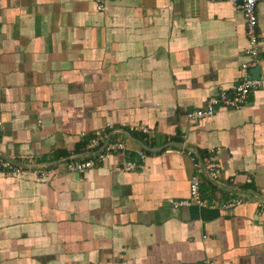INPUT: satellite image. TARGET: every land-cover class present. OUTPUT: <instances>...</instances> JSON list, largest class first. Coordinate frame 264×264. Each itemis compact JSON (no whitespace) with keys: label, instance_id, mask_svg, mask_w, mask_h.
<instances>
[{"label":"crops","instance_id":"1","mask_svg":"<svg viewBox=\"0 0 264 264\" xmlns=\"http://www.w3.org/2000/svg\"><path fill=\"white\" fill-rule=\"evenodd\" d=\"M257 14L261 84L191 121L241 77L230 0H0V154L28 165L0 169V264H264V1ZM96 129L125 153L67 171ZM205 157L221 167L217 184L200 174L202 197L244 203L173 206Z\"/></svg>","mask_w":264,"mask_h":264},{"label":"built area","instance_id":"2","mask_svg":"<svg viewBox=\"0 0 264 264\" xmlns=\"http://www.w3.org/2000/svg\"><path fill=\"white\" fill-rule=\"evenodd\" d=\"M241 11L244 21V31L247 39V47L244 51V58L240 63L241 77L240 80L232 85L230 88H220L216 95H213L205 100L203 106L191 111L187 116L189 120L203 119L213 116L215 107H224L228 109H237L242 107L248 95L259 87L261 81L259 78L253 77L251 69L257 64L258 55L260 51V36L258 33V14L257 5L264 0H230ZM103 6L98 3L97 9L101 10ZM105 127L111 128L110 123H106ZM130 132H140L145 136L151 134V128L142 123H135L128 126ZM85 132H81L84 135ZM107 135L103 129H96L88 138L86 143V149L92 152L83 159H71L65 161V169L69 172L83 173L94 164L102 163L108 159L114 153L124 154L126 146L119 140H108ZM140 160L143 162L145 159L144 151H138ZM193 160L194 172L191 175L189 182V195L179 201H171L174 207L189 206L191 204L204 205L207 204L210 207H220L221 209H229L239 204L244 203L246 200L244 197H230L222 202H218L216 199L210 201L204 199L200 191V174L205 175L217 184V180L220 178V163L212 157L202 158L200 161ZM141 161H131L128 159H122L115 167L120 171H133L138 167H142ZM0 169L7 171L11 174H18L22 171V167L13 163L10 159L3 157L0 154ZM37 175L41 176L43 172L36 170ZM257 211L264 216V201L257 200L255 202ZM207 264H213L208 262Z\"/></svg>","mask_w":264,"mask_h":264},{"label":"water","instance_id":"3","mask_svg":"<svg viewBox=\"0 0 264 264\" xmlns=\"http://www.w3.org/2000/svg\"><path fill=\"white\" fill-rule=\"evenodd\" d=\"M258 73H259V67H258V65H255L252 69H251V74H252V76L253 77H256V78H259V77H257L258 76ZM121 132H123L127 137H130V138H132L131 137V135L128 133V132H126V131H121ZM109 140V137H107V139L105 140V143L107 142ZM142 147L143 148H145V149H147V150H150V151H156L157 150V148H148L147 146H145L144 144H142ZM68 160H71V159H74V157H68L67 158ZM13 162V161H12ZM16 165H19V166H28V165H24V164H21V163H17V162H14Z\"/></svg>","mask_w":264,"mask_h":264}]
</instances>
